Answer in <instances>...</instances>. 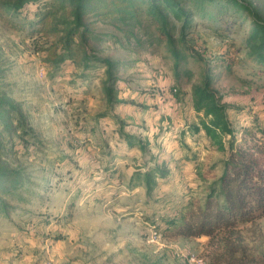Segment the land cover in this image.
Returning <instances> with one entry per match:
<instances>
[{"label":"rangeland","instance_id":"374dc122","mask_svg":"<svg viewBox=\"0 0 264 264\" xmlns=\"http://www.w3.org/2000/svg\"><path fill=\"white\" fill-rule=\"evenodd\" d=\"M33 8L26 7L24 18L0 14V92L19 104L34 130L23 139L19 130L11 132L8 157L39 192H26L25 201L13 196L18 210L0 215V264H191L190 255L224 264L232 246L239 247L235 258L264 264V215L237 222L233 233L171 240L161 232L160 217L174 214L175 205L203 201L228 154L217 151L203 131L191 134L188 128L199 121L190 105L191 85L205 68L213 89L239 109L230 110L235 130L252 115L264 126V62L250 58L242 45L249 23L232 22L228 13L212 22L192 11L183 46L176 38L177 48L187 49L178 83L169 51L144 16L132 30V22L117 29L109 20H88L102 39V56L120 65L118 100L134 103L109 107L96 86L90 93L77 90L72 80L79 70L71 62L59 70L46 63L40 50L52 38L38 32L39 24L30 27L37 20ZM185 69L192 71L190 79ZM118 121L147 145L144 156L110 137ZM101 151L110 161L105 156L99 163ZM154 160L166 163L169 173L153 195L146 197L141 187L127 189L131 174ZM104 166L116 169L111 180ZM45 185L52 189L44 193Z\"/></svg>","mask_w":264,"mask_h":264},{"label":"trees","instance_id":"16d2710c","mask_svg":"<svg viewBox=\"0 0 264 264\" xmlns=\"http://www.w3.org/2000/svg\"><path fill=\"white\" fill-rule=\"evenodd\" d=\"M3 0L0 1L2 16L27 17L26 7L34 6L30 11L37 20L33 25H40L38 32L51 37V42L40 52L45 53L46 63L59 70L66 61L71 62L79 71H75L72 82L77 84V90L84 88L85 93L90 89L98 93L106 104L134 105L132 101L118 100L119 63L103 57L102 39L98 38L90 28L88 20H109L116 28L127 22L134 26L140 25V17L154 27L157 41L162 42L173 60L174 76L179 83V67L186 62V50H179L176 38L183 46L186 33L192 23V11L200 12L212 22L223 20V13L249 23L248 30L242 42L247 54L258 64L264 62V4H256L253 0ZM40 2V3H39ZM212 10V11H211ZM230 12V13H229ZM178 27L176 28V24ZM240 25V24H238ZM128 34L132 36V31ZM177 41V42H178ZM193 52V51H191ZM208 69V68H207ZM206 68L200 74V81L191 85L190 105L198 117V124L189 126L191 134L203 131L204 136L217 151H227L226 159L222 162L219 177L208 187L203 201L188 203L181 207L175 205L174 214L161 215L164 227L161 232L166 239L190 238L209 236L226 231L233 233V228L239 221L255 220L264 215V126L256 115L248 116L244 124L235 130L230 122V110L235 109L223 96L212 87L209 70ZM184 74L190 79L193 74L185 69ZM93 90V89H92ZM177 100L179 91L174 88ZM111 117V116H110ZM111 130L110 137L124 144L129 150H139L144 156L147 153L146 144L135 136L123 131V122H117ZM19 137L33 135L30 126L19 104L5 93L0 92V215L10 216L17 208L11 204L10 198L16 196L25 201L24 194L34 197L38 191L31 190L32 177L17 164L9 161L8 139L11 132L18 131ZM94 133V127H90ZM239 134L240 137H236ZM102 137L97 135L98 141ZM106 145V143H105ZM138 148V149H137ZM108 152L101 151L99 163ZM154 159V158H153ZM110 161V160H109ZM108 161H105V165ZM143 168V170H142ZM137 168L128 179L127 189L141 187L146 197L150 198L159 182H165L169 171L166 163L153 162L151 166ZM109 173L111 180L116 173L114 167H103ZM44 193L51 187H44ZM173 208V207H172ZM151 226L158 229L156 225ZM238 246H232L228 251L229 260L224 264H249L250 260L237 259L234 254ZM249 262V263H248Z\"/></svg>","mask_w":264,"mask_h":264},{"label":"built area","instance_id":"2783aa9c","mask_svg":"<svg viewBox=\"0 0 264 264\" xmlns=\"http://www.w3.org/2000/svg\"><path fill=\"white\" fill-rule=\"evenodd\" d=\"M188 259L191 264H205L203 259L194 255H190Z\"/></svg>","mask_w":264,"mask_h":264},{"label":"crops","instance_id":"0c3cea01","mask_svg":"<svg viewBox=\"0 0 264 264\" xmlns=\"http://www.w3.org/2000/svg\"><path fill=\"white\" fill-rule=\"evenodd\" d=\"M122 144H123V143H122ZM133 151H137V150L134 149Z\"/></svg>","mask_w":264,"mask_h":264}]
</instances>
